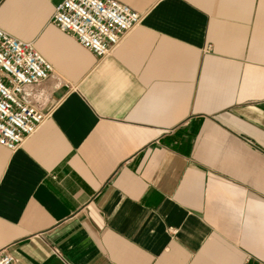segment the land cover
<instances>
[{
	"label": "crops",
	"instance_id": "obj_1",
	"mask_svg": "<svg viewBox=\"0 0 264 264\" xmlns=\"http://www.w3.org/2000/svg\"><path fill=\"white\" fill-rule=\"evenodd\" d=\"M61 0H0L53 75L49 118L0 144V250L15 264L264 261V0H120L142 23L99 56Z\"/></svg>",
	"mask_w": 264,
	"mask_h": 264
},
{
	"label": "built area",
	"instance_id": "obj_2",
	"mask_svg": "<svg viewBox=\"0 0 264 264\" xmlns=\"http://www.w3.org/2000/svg\"><path fill=\"white\" fill-rule=\"evenodd\" d=\"M144 15L120 0H61L52 22L99 56H106L143 21ZM54 72L53 64L32 41L0 27V144L16 150L49 118L29 86ZM16 256L0 250V264H15ZM259 264H264L261 261Z\"/></svg>",
	"mask_w": 264,
	"mask_h": 264
}]
</instances>
